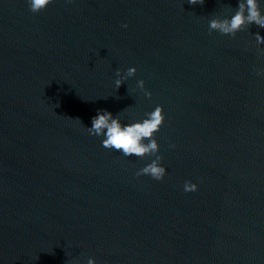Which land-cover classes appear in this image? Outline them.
Instances as JSON below:
<instances>
[{
    "label": "water",
    "instance_id": "water-1",
    "mask_svg": "<svg viewBox=\"0 0 264 264\" xmlns=\"http://www.w3.org/2000/svg\"><path fill=\"white\" fill-rule=\"evenodd\" d=\"M236 7L0 0V264H264V30L208 31ZM157 106L160 182L85 131Z\"/></svg>",
    "mask_w": 264,
    "mask_h": 264
},
{
    "label": "clouds",
    "instance_id": "clouds-1",
    "mask_svg": "<svg viewBox=\"0 0 264 264\" xmlns=\"http://www.w3.org/2000/svg\"><path fill=\"white\" fill-rule=\"evenodd\" d=\"M53 0H27L29 11L33 14H39L47 9ZM69 3L72 0H68ZM205 0H187L189 6H203ZM264 30V14L261 11L259 0H237L235 10H229L222 18L214 17L208 22L209 34L217 32L222 36L235 38L237 33L249 30L252 26ZM127 28V25H122ZM257 56L264 57V36L259 32L254 34ZM258 77H264V68L253 69ZM136 73L135 68H129L126 73L116 71L114 84L118 90L123 81L133 77ZM137 88L140 89L146 98L151 97V93L144 88V81L137 82ZM79 120V119H76ZM165 116L163 108L155 107L150 113H145V118L140 121L121 123L119 115L113 114L107 110H97L96 115L91 119V127H85L88 135L101 140L103 148L119 152L125 158L135 157L140 160L148 158L150 160L144 167L140 168L135 175L148 176L156 182H160L166 175V169L161 166L162 158L157 154L159 146L155 135L163 126ZM80 121V120H79ZM81 122V121H80ZM174 148L175 145H169ZM185 193L196 192L197 185L185 181L183 185ZM87 264H94V260L89 258Z\"/></svg>",
    "mask_w": 264,
    "mask_h": 264
}]
</instances>
